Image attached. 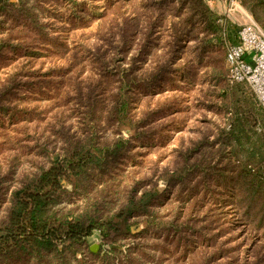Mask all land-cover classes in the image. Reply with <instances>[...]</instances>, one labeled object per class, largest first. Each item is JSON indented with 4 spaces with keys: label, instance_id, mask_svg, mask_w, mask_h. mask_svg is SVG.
Segmentation results:
<instances>
[{
    "label": "rangeland",
    "instance_id": "obj_1",
    "mask_svg": "<svg viewBox=\"0 0 264 264\" xmlns=\"http://www.w3.org/2000/svg\"><path fill=\"white\" fill-rule=\"evenodd\" d=\"M239 1L259 23L253 5ZM22 2L9 0L10 6L0 16V223L11 207L13 193L31 185L41 171L69 159L77 148L121 142L120 152L126 156L109 174L95 172L78 184L75 179L61 178L66 183L61 184L66 190L60 204L64 214L79 208L81 215H111L113 228L95 231L75 255L65 250L61 256L49 253L42 261L243 264L249 246L244 218L233 214L226 195L218 196L223 190L214 191L215 183L205 191L209 184L202 176L185 169V155L206 143H215L212 150L216 151L218 135L229 130L223 110L231 100L219 96L227 84L217 85L211 74L218 68L222 51L207 59L190 49L188 58L199 71L187 82L179 78L174 89L148 82L127 87L130 79H146L149 62L134 63L139 47L123 54L122 29L113 16L102 17L108 0ZM211 9L218 14L216 8ZM218 15L225 32L224 51L230 41V19L224 13ZM125 16L133 18L132 13ZM229 18L237 28L245 21L240 14ZM13 19L23 21V27L13 25ZM11 27L19 35L22 31L36 35L11 42L9 32L3 30ZM157 39L163 44L167 41L164 29ZM5 41L14 48L2 47ZM160 54L154 51L155 56ZM223 71L227 76L226 58ZM118 99L128 105L127 119L120 126L113 122ZM205 151L202 148L190 165L206 159ZM187 173L191 182L183 187L179 182ZM209 190L216 200L204 194ZM131 192L137 199L146 192L158 196L150 214L120 219L117 215Z\"/></svg>",
    "mask_w": 264,
    "mask_h": 264
},
{
    "label": "trees",
    "instance_id": "obj_2",
    "mask_svg": "<svg viewBox=\"0 0 264 264\" xmlns=\"http://www.w3.org/2000/svg\"><path fill=\"white\" fill-rule=\"evenodd\" d=\"M19 3L22 4V0ZM243 3L245 6L253 5L252 13L264 29V16L260 14L264 13V0H243ZM8 6L9 0H0V16ZM126 13H132L133 18L127 19ZM110 15L122 29L123 54H131L139 47L136 57H133L134 63L144 65L149 62L146 79H130L127 87L148 82L169 84L174 89L179 78L181 82H187L199 71V67L188 58L190 49L195 48L198 56H206L207 59L209 55L221 54L222 51V57L216 63L218 68L211 74L217 85L227 84L219 96L223 101L231 100L223 110L229 130L218 135L220 142L216 151L212 150L215 143H206L185 155V169L202 176L209 184L205 191L215 183L214 191L223 190L218 196L226 195L233 214H241L244 218L249 246L243 264H264V108L248 85L231 83L228 73L226 76L223 71L227 49L226 52L221 50L225 44V32L219 23L220 16L206 0H108V11L102 17L107 19ZM7 20L10 22L12 19ZM22 22L13 19L12 24L22 28ZM163 29L168 38L164 44L159 43L160 39L154 40ZM3 30L9 32L11 42L22 36L36 35L32 32L26 35L23 31L19 35L12 27ZM9 41H5L6 45L2 47L14 48ZM158 50L162 54L155 56L154 51ZM127 106L125 99H118L113 119L117 126L127 119ZM121 146V142L114 145L94 142L89 147L77 148L69 159L52 164L49 169L41 171L31 185L16 190L7 216L0 223V264H47L42 261L45 255L57 253L61 256L65 250L75 255L77 248L84 245L95 231L112 229L115 223L111 215L102 218L81 215L79 208L64 214V206L60 204L66 190L60 180L75 179L78 184L95 172L99 176L109 174L126 156L121 154ZM204 147L207 158L190 165V160ZM208 159L210 161L207 162ZM187 174V178L185 175L179 182L183 187L191 182L188 179L191 175ZM205 191L204 194L216 200L214 191ZM157 196L154 192H146L137 199L131 192L129 202L117 216L121 219L150 214L149 209H152ZM60 246L64 250L60 251Z\"/></svg>",
    "mask_w": 264,
    "mask_h": 264
},
{
    "label": "built area",
    "instance_id": "obj_3",
    "mask_svg": "<svg viewBox=\"0 0 264 264\" xmlns=\"http://www.w3.org/2000/svg\"><path fill=\"white\" fill-rule=\"evenodd\" d=\"M226 18L245 13L239 0H229ZM241 15V14H240ZM238 26V41H229L226 67L231 83H244L264 108V29L251 17Z\"/></svg>",
    "mask_w": 264,
    "mask_h": 264
},
{
    "label": "crops",
    "instance_id": "obj_4",
    "mask_svg": "<svg viewBox=\"0 0 264 264\" xmlns=\"http://www.w3.org/2000/svg\"><path fill=\"white\" fill-rule=\"evenodd\" d=\"M229 0H207L208 4L213 7V8H216L218 14H222L227 11V9L229 8V3H228ZM242 16L243 19H246L245 17L248 18L249 14L247 13V11L245 13H240ZM238 14L237 13H233L232 17H236ZM230 17V16H229ZM227 18L230 19V22H229V25L227 27V31H228V36H229V39H230V42L232 43H236L238 41V37H237V34H238V29H237V25L232 22V18ZM239 17V16H238ZM250 18V16H249Z\"/></svg>",
    "mask_w": 264,
    "mask_h": 264
},
{
    "label": "water",
    "instance_id": "obj_5",
    "mask_svg": "<svg viewBox=\"0 0 264 264\" xmlns=\"http://www.w3.org/2000/svg\"><path fill=\"white\" fill-rule=\"evenodd\" d=\"M61 184H63V185H65L66 183H65V181L64 180H61ZM94 253H96V249H95V247H92V249H91Z\"/></svg>",
    "mask_w": 264,
    "mask_h": 264
}]
</instances>
